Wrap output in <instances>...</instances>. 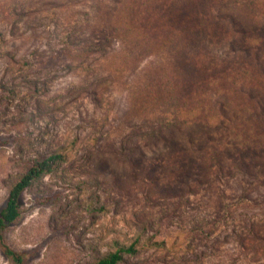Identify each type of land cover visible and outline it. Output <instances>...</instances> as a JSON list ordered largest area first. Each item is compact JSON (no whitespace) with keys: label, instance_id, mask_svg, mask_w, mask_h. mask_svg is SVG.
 Listing matches in <instances>:
<instances>
[{"label":"rangeland","instance_id":"rangeland-1","mask_svg":"<svg viewBox=\"0 0 264 264\" xmlns=\"http://www.w3.org/2000/svg\"><path fill=\"white\" fill-rule=\"evenodd\" d=\"M110 1L0 0V210L28 161L64 154L23 191L5 242L25 264H91L131 244L120 264H264V238H244L264 223V176L200 180L204 156L184 135L153 134L131 97L142 73L102 57ZM219 8L264 28L242 2ZM0 264H15L1 246Z\"/></svg>","mask_w":264,"mask_h":264},{"label":"trees","instance_id":"trees-1","mask_svg":"<svg viewBox=\"0 0 264 264\" xmlns=\"http://www.w3.org/2000/svg\"><path fill=\"white\" fill-rule=\"evenodd\" d=\"M224 1L111 0L99 8L108 30L104 63L117 74L126 71L124 65L142 73L132 85L131 97L141 108L136 109L148 117L154 135L174 129L204 156L200 180L211 168L216 174L235 169L264 176V28L253 18L245 23L221 11ZM234 1L264 16V0ZM224 44L231 52L218 56ZM65 56L75 57L68 50ZM63 160L58 151L31 159L8 190L0 210V246L15 264H25L24 255L5 242L4 230L22 213L23 191ZM259 224L244 238H264V223ZM125 253H135L134 244L91 264H120Z\"/></svg>","mask_w":264,"mask_h":264}]
</instances>
